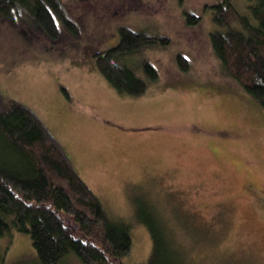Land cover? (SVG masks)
<instances>
[{
  "label": "rangeland",
  "instance_id": "rangeland-1",
  "mask_svg": "<svg viewBox=\"0 0 264 264\" xmlns=\"http://www.w3.org/2000/svg\"><path fill=\"white\" fill-rule=\"evenodd\" d=\"M218 1L59 0L76 34L60 21L57 39L24 9L0 15L1 99L30 108L107 214L128 223L123 264L145 263L151 249L137 197L165 220L186 262L264 264V110L213 51ZM232 2L247 13L249 1ZM121 27L156 37L126 58L138 73L145 61L157 72L136 97L95 66L94 53L114 46ZM0 247L5 264H37L26 233L1 235ZM61 264L83 263L71 253Z\"/></svg>",
  "mask_w": 264,
  "mask_h": 264
},
{
  "label": "trees",
  "instance_id": "trees-1",
  "mask_svg": "<svg viewBox=\"0 0 264 264\" xmlns=\"http://www.w3.org/2000/svg\"><path fill=\"white\" fill-rule=\"evenodd\" d=\"M247 1V13L232 0L211 5L216 28L210 41L225 75L264 110V0ZM20 9L52 39L61 33L60 21L76 34L59 0H0V15L8 19ZM197 18L188 14L190 23ZM155 39L121 27L114 46L94 53L95 66L118 93L140 96L157 79L156 69L145 61L140 64L144 73H138L126 58ZM177 60L186 70V59ZM134 207L151 238L143 264H191L150 204L137 197ZM12 230L29 235L37 264H61L71 253L83 264H123L132 246L128 223L107 214L41 119L27 106L0 96V236ZM0 264H5L1 247Z\"/></svg>",
  "mask_w": 264,
  "mask_h": 264
}]
</instances>
